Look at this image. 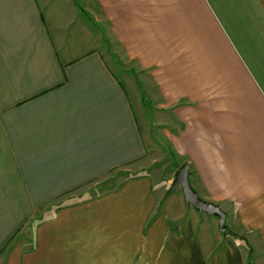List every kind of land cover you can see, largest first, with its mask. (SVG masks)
<instances>
[{"label":"crops","instance_id":"0c3cea01","mask_svg":"<svg viewBox=\"0 0 264 264\" xmlns=\"http://www.w3.org/2000/svg\"><path fill=\"white\" fill-rule=\"evenodd\" d=\"M155 135L244 239L169 191ZM250 263L264 0H0V264Z\"/></svg>","mask_w":264,"mask_h":264},{"label":"water","instance_id":"95a60500","mask_svg":"<svg viewBox=\"0 0 264 264\" xmlns=\"http://www.w3.org/2000/svg\"><path fill=\"white\" fill-rule=\"evenodd\" d=\"M176 187H180L184 201L187 204L194 207L197 211L205 212L210 215H216L218 217V227L220 231L227 228L225 225V212L220 208V206L216 203L202 199L192 187L189 180V165L187 163L181 164L176 169L169 191L174 190ZM232 236L244 239L242 236L235 233H232Z\"/></svg>","mask_w":264,"mask_h":264},{"label":"rangeland","instance_id":"374dc122","mask_svg":"<svg viewBox=\"0 0 264 264\" xmlns=\"http://www.w3.org/2000/svg\"><path fill=\"white\" fill-rule=\"evenodd\" d=\"M79 7V5H78ZM81 8V7H79ZM110 54L113 55V50H109ZM145 104L147 101L144 102ZM147 116H144L143 122L145 124H142L143 127H147ZM154 133V129L152 131ZM157 133V132H156ZM155 134V133H154ZM158 134V133H157ZM156 136L154 149L152 150L153 154V161L151 162V165L153 166V169L156 170L157 174L160 175L162 178L170 177L174 179V170L177 165L176 157L174 154L170 151L168 146H165V143H163L162 140H160V137L158 135ZM172 179V180H173Z\"/></svg>","mask_w":264,"mask_h":264},{"label":"trees","instance_id":"16d2710c","mask_svg":"<svg viewBox=\"0 0 264 264\" xmlns=\"http://www.w3.org/2000/svg\"><path fill=\"white\" fill-rule=\"evenodd\" d=\"M223 231H224L225 233L232 234V232H231L228 228H225ZM250 264H251V263H250Z\"/></svg>","mask_w":264,"mask_h":264}]
</instances>
